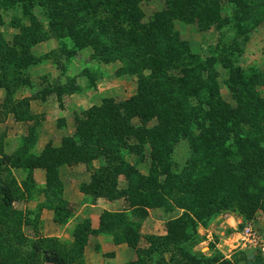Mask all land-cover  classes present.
I'll list each match as a JSON object with an SVG mask.
<instances>
[{
  "label": "rangeland",
  "instance_id": "1",
  "mask_svg": "<svg viewBox=\"0 0 264 264\" xmlns=\"http://www.w3.org/2000/svg\"><path fill=\"white\" fill-rule=\"evenodd\" d=\"M92 1L93 6L86 12L74 8L78 7L76 5H71L66 12L50 0H0V46L11 54L9 63L5 61L6 64L0 67V80L13 76L17 69L19 83H22L12 92L0 89V133L5 137V154L17 155L18 158L24 156V163H38L46 148L61 149L66 138L74 140L73 147L80 148L78 153L83 157L87 155L85 158L100 153L99 159L91 165L79 163L59 167L64 206L71 214L67 231L59 230L61 225L55 223L53 212V219H50L47 217L50 215L48 209L40 208L46 200L43 193L47 183L45 169L23 167L12 170L19 184L30 173L35 184L30 189V198L15 201L11 209L3 207L0 196V214L4 211L15 223L22 219L28 240L24 245L25 252L30 251L35 241L51 238L55 241L52 244L55 250L64 252L67 248L70 256L74 242L71 235L73 227L89 220L88 210L83 206L98 204V199L93 196L83 193L80 199L76 192L82 193V186L90 183L95 169L108 160L123 168L124 165L131 166L134 171L147 175L153 155L162 154V145L156 140L159 138L157 133L154 139L140 138L139 133L142 129L153 131L160 125L167 126L168 133L179 142L174 144L172 155L164 158L165 163L170 160L172 170L184 175L185 181L177 178L174 191L158 194L155 198L158 205L152 208L140 206L136 208L139 209L136 214L132 209L128 215L141 223L138 234L133 235L135 239L137 235L138 246L131 247L127 254L123 252L120 261H126L124 264H264L259 245L249 235L253 232L264 235V191L261 188L264 178L260 182L255 178L261 186L247 188L249 194L246 196L236 189L231 202L224 199L221 204L197 206L194 210L199 217L180 208L184 200L193 197L190 192L196 191L195 180L187 178L188 174H198L196 170H200V164L193 166L195 159H209L217 170L219 165L232 160L223 151L202 149L200 145V137L210 125L206 112L213 106V102H210L211 106L201 103L202 98L218 95L213 101L220 99L235 109L238 104L229 86L230 69L235 67L249 78L245 81L264 96V83H260L264 81V0H247L249 16L237 25L233 24L234 21L224 23L232 15L239 14L235 4L224 1L220 4L222 22L203 30L195 22L170 16L171 26L162 22L156 25L152 23L154 14L160 15L168 10L167 0H139L138 31L124 21L113 25L115 19L110 1ZM62 2L69 5L67 0ZM238 26L249 30L241 37ZM31 28L35 30L29 34L48 39L38 44L27 42L25 32ZM180 43L187 44L190 53L200 57L204 67L207 66L199 72L194 63L189 69L195 74L189 77L188 85L196 87L198 77L206 81L212 71L217 86L214 96L201 89L199 98L189 96L183 97L185 102L178 100L180 96L175 92L180 91L183 85L180 80L186 78L181 65L184 67L190 61L186 56H173ZM152 52H157V58L162 60V71L149 69L147 59ZM10 93L19 117L4 113L3 107ZM25 100H29V109L24 104ZM104 107H112L119 116L114 113L99 118L97 110ZM109 122L118 124L120 134L117 137L108 134ZM100 132L104 135L101 140L104 138L109 145L106 150L115 159L106 158L105 149L99 143ZM192 132L200 142L191 139ZM166 144L169 148V143ZM233 163L235 170L227 167L236 175L233 181L246 184L237 170L242 163L241 157L236 156ZM40 171L44 174L41 175ZM2 176L9 178L6 170ZM164 177L157 175L160 185L165 183ZM117 180L118 189L127 190L126 176L118 174ZM170 185L168 183V187ZM110 202L118 210L130 208L124 197ZM184 223L188 225L185 231L182 230ZM68 233L69 238L65 236ZM58 234L63 236L58 238ZM150 237H163L165 240L150 246ZM49 246L45 243L41 248L49 249ZM130 257L135 260L128 261Z\"/></svg>",
  "mask_w": 264,
  "mask_h": 264
},
{
  "label": "trees",
  "instance_id": "2",
  "mask_svg": "<svg viewBox=\"0 0 264 264\" xmlns=\"http://www.w3.org/2000/svg\"><path fill=\"white\" fill-rule=\"evenodd\" d=\"M31 1L34 2L35 0ZM50 1L56 3L59 8L64 9L66 12H68L71 5L78 6L74 8L84 12L91 9L93 6L92 0H67L69 5L62 2L66 0ZM106 1H110L112 16L115 19V21L112 22L113 25H118L121 21H124L128 24L130 23L133 29L138 31L137 27H139V25L136 20L137 18L140 19L139 0ZM147 1L149 2V0ZM224 1L235 4L239 13L232 15V18L226 19L224 23L234 21L233 24L236 23L235 25H237V23L245 22L247 20L249 16L247 0H167V4L170 7L166 12H163L160 15L159 13H155L152 23L158 25V23L162 22L163 25L168 24L167 26H171L170 19L172 18L170 17H173L174 19L182 21L195 22L200 29H207L216 23L222 22L220 4ZM165 15H167V17ZM134 17H136V19H134ZM133 20L135 21L133 22ZM237 29L241 37L249 30L244 26H238ZM33 30L35 29L31 28V30L25 32L28 35L27 42L30 41L33 44H38L48 39L46 37L36 36L34 33L32 35L29 34L30 31ZM174 37H176V35ZM142 42H145V37ZM178 47L177 50L173 52V56L182 58L186 56L190 59L188 64H184V67L181 65L186 78L180 80L183 85L180 87V91L176 90L175 92V94H178V97L180 96L178 100L180 102H185L186 98L189 96H196L199 98L198 91L201 89H206L212 96H214L216 94L217 86L216 77H214L212 71H210L211 76L208 80L201 81V78L198 77V75L197 77L199 78V81L195 84L197 86L191 88L188 85L190 84L191 76L195 74V72L189 68L195 63L194 67L199 69L200 72L207 66L204 67L200 57L190 53L187 44L180 43L178 44ZM0 55V60L3 59L0 61V67H2L6 64L5 61L7 62L8 60H11V54L5 51L4 47L0 46ZM157 56V52H152L147 59L149 69L154 72L163 70V62L158 59ZM7 63H9V61ZM10 66V68L14 69L13 65ZM230 72L231 80L229 81V86L235 93L234 98L238 104L235 109L222 102L220 99H215V101H213L218 95H215L212 98H209L208 96L206 99L202 98V102L200 101L203 104H209L208 106H211L210 102H213L210 111L206 112V116L210 122L209 128H207L204 131L205 133H202V137H200V145H202V149L207 148L215 152L223 151L224 153H227L232 160H228V162L226 161L227 163L225 165H219L217 170L212 166L211 162L208 161L209 159H195L193 166H198L200 164V170H196L198 174H188L187 178L189 177L190 180H195L194 186L196 187V191L190 192L193 197L184 200L181 203L180 206L182 207L180 208L189 211L197 217H199V213L194 210L197 206L202 205L208 207L216 205L218 202L221 204L224 199H230L228 202H231L235 196L233 192H235L236 189L246 196L247 193L249 194V191L246 190L247 188L250 190L252 185H255L256 188L261 186L260 183L257 184L255 178H259V182L264 178V145H262V143H264V96H262L260 92H257L252 84L245 81V79L249 80V78L244 77L243 72L240 69L236 67L231 68ZM14 73L13 76H5L0 80V89L4 88L7 92H10L13 89H17L20 84H22L19 83L17 69ZM260 83H264V81H260ZM11 94L12 93L8 95L3 107V110L5 111L4 113H13L19 117V110L16 109L17 107L16 104L13 103L14 100ZM24 104L27 109H29V100H25ZM97 111L99 112V118H106L110 115L112 116L114 113L116 114V117L119 116L118 112L116 113L117 110L112 109V107L100 108ZM193 119L194 118H192V121ZM107 125L108 134L112 133V137L120 134L117 129L118 124L109 122ZM166 128L167 126L163 127L160 125L159 127L154 128L156 130L142 129L139 133L140 138L143 136V138L149 137L151 139H154V134L157 133L159 138L156 140L162 145L160 146L162 154H158V156L153 155L152 167L147 175H142L139 172L134 171L131 166L124 165L123 168L117 163L108 160L105 165L95 169L91 175L90 183L82 186V193L85 195H91L95 199L103 198L106 200H117L120 197H124L130 205V208H133V211L135 210V214L139 210L136 208H139L140 206L152 208L156 204L158 205L159 203H157L158 201L155 199L158 197V194L163 195L165 191H174L175 189L173 186L178 184L177 178L182 182L185 181L184 175L178 174L176 170H172L170 160L165 163L164 158L172 155L174 144L179 142L176 137L174 138L168 133L167 130L169 129ZM99 134V143L103 150L105 149L106 158L112 160L115 159V156H111V152L106 150V148L109 147L107 141H105L104 138L101 140L104 135L101 132ZM191 139H194V142H200L199 137L195 136L193 132L191 133ZM4 140L5 137L0 133V196L3 199V207L11 209L15 201L27 200L30 198V189L32 188L33 183L35 184L33 174L31 173L24 182L19 184L12 175V169H20L23 167H27L31 170L35 168L45 169L47 183L43 193L46 196V200L40 205V208L52 210L54 212L55 223H58L61 226L67 224L71 214L69 209L64 206L66 202L63 201L64 191L63 185L59 180V167L63 165L72 166L79 163L91 165L94 160L99 159L100 153H95L94 156H91L92 153H90L91 157L85 158L87 155L83 157L82 154L80 155V153H78L80 148L73 147V143H75L74 140L66 138L63 140V146L61 149H55L52 147L46 148L38 163H30V161H25L26 163H24V156L23 158H18L17 155L10 156L5 154L3 150ZM166 143H169V148L166 146ZM230 148L234 151H231ZM236 156L241 157L242 160V163L237 166V170L246 180V184L243 185L233 181V179H235L234 176H236L233 171L236 166L233 163L235 162ZM227 167H230L233 170H227ZM3 168L5 169L3 170ZM5 170L8 172V179H5L2 176ZM159 173L161 176H165V183H163V185H160V182L157 179V175L160 176ZM118 174H124L126 176L129 184L127 190L120 191L118 189ZM263 181L264 180H262L261 188L264 191ZM168 183L171 184V187H168ZM155 189H157V192ZM56 203L58 205H56ZM142 216L144 215H141V217ZM129 218L130 217L126 213L114 214L105 212L101 216L99 231L92 229L89 220L77 225L73 233V251L69 256L68 253L70 251H68L69 249L67 248L64 249V252L55 250L54 246H52L55 241L51 238H44V241L41 239L39 242L35 241V243L32 244L30 251L25 252L24 245L28 243V240L23 231L24 223L22 219H19L16 223L12 222L9 215L3 211L0 214V264H85L84 249L88 237L90 235H95L98 232H111L116 237V242L123 241L130 247L137 248V235L136 239L133 235L138 234V229L140 228L141 223H139V221L131 222ZM187 229L188 225L184 223L182 230L185 231ZM161 239L165 240L163 237H150L148 241H150V246H153ZM45 243L50 245L49 249L44 247L41 248ZM161 243L163 245V241ZM155 247L159 248L158 246ZM49 255H51V257H49ZM136 263L137 262H132L130 264Z\"/></svg>",
  "mask_w": 264,
  "mask_h": 264
},
{
  "label": "crops",
  "instance_id": "3",
  "mask_svg": "<svg viewBox=\"0 0 264 264\" xmlns=\"http://www.w3.org/2000/svg\"><path fill=\"white\" fill-rule=\"evenodd\" d=\"M9 131H11V129ZM9 131H8V134H11V132ZM40 174L43 175L44 173L40 171ZM81 194L83 195V193H80V191L76 192V195L80 199L82 198ZM101 201H104L106 203L100 204L99 202ZM110 201L112 200H106V199L100 198L97 201L98 204H87L83 206L86 211L88 210L89 214L87 215V218L89 219L93 230H96V231L100 230L101 216L105 212L114 213V214L126 213L128 215L133 209V208H129V209L126 208L123 210H118L116 209V205ZM84 209H82V212ZM47 211H48V214H50V215H47V217L50 219H53L52 214L54 212L49 209ZM149 214L151 215V212ZM128 216L130 217L129 220L131 222H135L133 221V218L131 217V215H128ZM70 224L71 223L65 224L66 225L65 228H63V226H60L58 228L59 230L67 231V227ZM74 229L75 228L73 227L72 233H71L73 239H74L73 237ZM62 236L63 234L56 235V237L58 238H61ZM65 236L69 238V233ZM128 246L129 245L126 242H123V241L116 242V237L111 232H98L95 235H90L88 237V240H87V243L84 249L85 264H124L126 261H120V257L122 256L123 252H125L126 254L131 252V247H128ZM130 255L132 254L130 253ZM134 260L135 258L133 257L132 258L130 257L128 259V261L130 262Z\"/></svg>",
  "mask_w": 264,
  "mask_h": 264
},
{
  "label": "built area",
  "instance_id": "4",
  "mask_svg": "<svg viewBox=\"0 0 264 264\" xmlns=\"http://www.w3.org/2000/svg\"><path fill=\"white\" fill-rule=\"evenodd\" d=\"M251 240L254 241L256 245H259L263 255H264V235L258 232L249 233Z\"/></svg>",
  "mask_w": 264,
  "mask_h": 264
}]
</instances>
